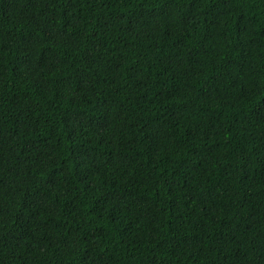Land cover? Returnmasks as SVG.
<instances>
[{
	"label": "trees",
	"instance_id": "1",
	"mask_svg": "<svg viewBox=\"0 0 264 264\" xmlns=\"http://www.w3.org/2000/svg\"><path fill=\"white\" fill-rule=\"evenodd\" d=\"M0 264H264V0H0Z\"/></svg>",
	"mask_w": 264,
	"mask_h": 264
}]
</instances>
